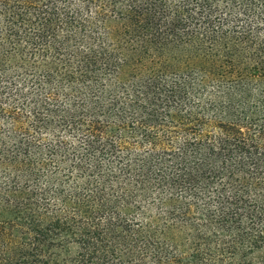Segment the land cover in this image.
<instances>
[{
  "label": "trees",
  "instance_id": "1",
  "mask_svg": "<svg viewBox=\"0 0 264 264\" xmlns=\"http://www.w3.org/2000/svg\"><path fill=\"white\" fill-rule=\"evenodd\" d=\"M0 264H264V0H0Z\"/></svg>",
  "mask_w": 264,
  "mask_h": 264
}]
</instances>
